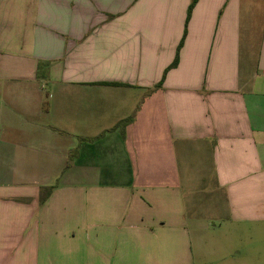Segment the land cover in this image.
Listing matches in <instances>:
<instances>
[{"label": "crops", "instance_id": "0c3cea01", "mask_svg": "<svg viewBox=\"0 0 264 264\" xmlns=\"http://www.w3.org/2000/svg\"><path fill=\"white\" fill-rule=\"evenodd\" d=\"M190 3L0 0V264H264V0Z\"/></svg>", "mask_w": 264, "mask_h": 264}, {"label": "trees", "instance_id": "16d2710c", "mask_svg": "<svg viewBox=\"0 0 264 264\" xmlns=\"http://www.w3.org/2000/svg\"><path fill=\"white\" fill-rule=\"evenodd\" d=\"M196 1H197V0H191V3H190V5H189V7H188V10H187V19L189 18L190 12H191V10H192L194 4L196 3ZM184 36H185V32H184V34H183V37H182L181 41L179 42V45H178V48H177V52H178V49L181 47V45H182V43H183ZM177 61H178V56H177V53H176V56H175V58H174V60H173V62H172V64L170 65L169 68H173V67H175L176 64H177ZM169 68H168V69H169ZM161 83H162V80H161L160 83H158V87L161 85ZM47 191H48V190H47ZM47 191H46L45 195L42 196V197L40 198V202H42V201L46 198V196H47Z\"/></svg>", "mask_w": 264, "mask_h": 264}]
</instances>
